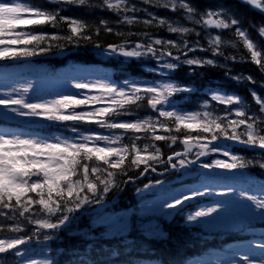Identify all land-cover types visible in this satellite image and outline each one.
<instances>
[{
  "label": "snow or ice",
  "instance_id": "snow-or-ice-1",
  "mask_svg": "<svg viewBox=\"0 0 264 264\" xmlns=\"http://www.w3.org/2000/svg\"><path fill=\"white\" fill-rule=\"evenodd\" d=\"M47 3L56 7L0 0V64L90 45L105 60H152L144 71L154 79H137L122 68L115 79L110 72L70 79V91L50 99H31L33 84L0 93V264H191L194 259L165 261L134 255L129 237L136 232L146 241L166 240L162 221L180 216L190 202L212 196L219 199L189 212L186 225L255 234L254 223L264 224V196L252 194L251 189L264 193V181L257 183L249 170L264 172V75L257 80L233 74L230 65L251 63L264 74V0H236L235 4L209 0L203 7L194 0ZM68 5L102 7L115 14L120 25L165 27L181 38L122 31L101 19L94 40L88 24L61 15ZM153 8L170 12L181 22L162 17ZM257 15L258 23L254 22ZM62 22L68 25L63 36L35 31L49 25L55 29ZM209 29L219 31L213 35ZM225 31L237 38L231 46L238 49L242 44L250 59L242 53L239 57L225 54ZM102 32L124 42L105 45L98 41ZM201 52L211 55H195ZM183 66L189 69V79L176 82L172 74ZM207 66H218L228 80L248 86L250 99L219 85L198 88L194 78L202 75L198 69ZM198 91L207 97L203 110H183L180 101ZM209 100L215 105L210 106ZM140 110L147 113L145 117L119 119ZM12 120L23 123L6 126ZM173 126L176 134L185 133L183 139L171 134ZM193 132L198 134L190 135ZM178 140L183 150L176 149ZM153 141H170L165 145L169 152L165 154ZM236 146L243 151H233ZM249 151L250 158L244 155ZM221 173L248 179L215 187ZM145 178L147 182L138 183ZM129 185H135L139 203L124 211L112 210L109 193L123 192ZM230 204L239 213L230 214ZM85 216L89 223L81 228ZM64 234L76 243L55 249L53 256L59 255L60 260L48 256L53 251L49 242L62 241ZM246 247L249 251L236 252L227 264H264V229Z\"/></svg>",
  "mask_w": 264,
  "mask_h": 264
},
{
  "label": "trees",
  "instance_id": "trees-1",
  "mask_svg": "<svg viewBox=\"0 0 264 264\" xmlns=\"http://www.w3.org/2000/svg\"><path fill=\"white\" fill-rule=\"evenodd\" d=\"M24 2L28 3H40L45 4L46 7H48L50 10L54 9L56 5L48 4L47 0H24ZM135 2H139V0H135ZM194 2L198 6H206L209 3V0H194ZM223 2V0H221ZM230 4H235L236 0H227ZM65 11L61 13L63 16L67 17H75L82 21H84L86 24L90 26V30L92 31L94 40L97 39L95 36V28L99 24V21L101 19H107L110 21V26L112 27H118L122 31L131 30L134 32H143L148 31L152 33L153 35L165 37V38H172V39H180L181 37H178L173 34H169L165 27H151V28H145L142 24H134V25H120L117 23V17L115 14H113L111 11H105L102 7H96V8H87V7H81V6H74V5H68L65 6ZM152 11L158 12L160 16H171L172 18L180 19L176 16H172L170 12H164L163 10L153 8ZM243 14V10L241 12ZM142 15V14H140ZM249 19H253L252 15L249 14ZM260 17L257 15L254 17V22H259ZM184 23L188 25V22ZM102 27V26H101ZM35 31L40 32H46V33H56L58 35H65L68 32V25L66 23H60L57 28H53L52 26H43L42 28H36ZM213 35H215L219 30H212L209 29ZM189 39H195V37H188ZM131 39H136L135 37ZM223 40L227 41V44L223 45V50L226 55H233L236 54L237 57L242 53L244 54L248 59H250V55L247 54V50L243 48L242 44H238V49H234L231 45L233 42L237 40L231 32L225 31L223 33ZM98 41L107 45L109 43H123L124 40L120 37H117L115 35L108 34L106 32H102V34L99 36ZM47 43V41H46ZM51 43L55 44H61L63 41H54ZM82 44L88 45V42L81 41ZM202 43L206 45V41H202ZM58 50H53L52 54L49 55H40L35 56L31 58V62L34 63L37 67H45V73L50 77L58 76L57 69L61 68L65 65L67 61L74 63L78 67H84L89 68L91 70L92 74L97 73H105L110 72L113 75V78H117L121 75L120 69L124 68L126 69V74L130 75L132 77H135L140 80H152L154 79L153 75L144 71L146 67H151L153 65V61L150 59L145 60H125L123 63L121 62L123 58H114L112 60H105L103 57L98 56L96 54L95 49H93L90 45L81 47V48H72L69 51H65L63 53H66L63 58H57L56 54L58 53ZM189 55H193L190 53ZM195 55L200 56H210V53H196ZM222 61V58H218ZM91 67V68H90ZM232 73L233 74H245V75H252L257 80H260L262 78V75L257 71L256 66L251 63L242 62V63H235L230 65ZM189 69L187 66H183L177 71H175L172 74V79L176 82H185L188 78ZM198 72H200L202 75L197 76L194 78V83L198 88H203L209 84L212 85H219L221 89L226 90L228 93H237L241 97L249 98L247 87L244 84H237L234 81L228 80L225 77V70L220 67H212L207 66L203 69H198ZM44 94V95H43ZM41 93V97L43 98H52L54 95L49 93ZM207 99L205 94L203 92H196L192 94L191 99L188 100H181V106L183 110L187 111H201L203 110L201 108V105L204 103V101ZM250 99V98H249ZM210 106H214L215 102H211L209 100ZM146 112L144 110H140L138 112H135L132 116H121L119 119L121 120H135L137 117H145ZM215 114V113H214ZM164 120V118H161ZM166 123H170L168 121H165ZM18 124V123H17ZM7 126V125H6ZM12 127V126H8ZM14 127V126H13ZM85 127H93V126H85ZM56 130V129H52ZM101 131V129H98ZM162 131V130H159ZM171 134L178 135L179 139H183V135L185 133L176 134L173 131ZM198 133H190V135H197ZM143 135V134H141ZM167 135V134H166ZM158 143V146H161L162 151L167 154L169 152V149L165 146L168 142H154ZM141 147H143V144H140ZM177 150H183V147L181 144L178 143L175 145ZM233 151L240 153L242 152V148L239 146H236L233 148ZM244 155L251 157V152H244ZM249 174L254 176L257 180V183L264 181V172H262L260 169H250ZM153 179H156V177L153 175ZM244 179H248L246 177H242L238 180L229 181L230 184H237L241 182ZM147 182V178H145L144 181H140L141 185L143 183ZM191 182V181H189ZM255 189H251L253 191ZM109 200L112 201L111 208L115 211H124L127 209H131L134 206H136L139 201L135 194V185H129L125 188L123 192H118L116 190H113V192L109 193ZM210 202V199H203V200H195L190 202L185 206V211L180 216H175L171 219V221H162V225L164 230L168 234V238L166 240H145L142 236L139 235V233L133 232L129 239L131 241H134L133 245V254L137 255H144L146 257H151L154 259H164L165 261L172 260V259H187V260H193L191 263H194L198 260H202L207 257H213L215 256V253H223L228 254L229 251H227V248H230L233 245L241 244V243H248L250 239L253 238L255 235V238H259L260 230L264 229V224L260 223H254V227L256 229L255 234L249 231H238L237 229H204L202 226L190 224L186 225L184 221V217L189 212H194L198 210L199 208L207 205ZM88 225V219L87 217H82L79 223V226L81 228L87 227ZM201 233L203 235H201ZM177 241L181 243H177ZM187 241V243H184ZM71 243H76V240L73 238H69L67 234L63 235L62 241H54L49 242V247L53 250L52 252H48L47 255L60 260L62 259L59 255L53 256V252L56 248L69 245ZM110 243H118V242H110ZM40 249H37V252H39ZM37 258L43 259L44 257L37 256Z\"/></svg>",
  "mask_w": 264,
  "mask_h": 264
},
{
  "label": "rangeland",
  "instance_id": "rangeland-1",
  "mask_svg": "<svg viewBox=\"0 0 264 264\" xmlns=\"http://www.w3.org/2000/svg\"><path fill=\"white\" fill-rule=\"evenodd\" d=\"M172 19L177 22H181L180 19L177 18H172ZM185 26L187 25L185 24ZM30 61L31 58L12 61L7 64H0V93H3L5 91H10L12 88H23L28 84H33V90L28 94L31 97V99L43 98L41 97V93L42 94L52 93V95L55 96L57 94L70 91L67 84L68 80L73 78H81L89 74H92L91 70H88V68L78 67L74 63L67 61L63 67L57 69L58 76L50 77L45 73L46 70L45 67H41V66L37 67L35 64H33ZM17 123L22 124L23 122L18 120H12L7 123V126L13 127L17 125ZM101 131H106V130L101 129ZM220 177L229 178L228 175L225 173H221ZM214 186L221 188L227 187L221 184L220 178L214 182ZM218 190H224V189H218ZM252 194H256L258 196H264V193H261L258 190L256 192H252ZM208 199L215 202V200L219 199V197L212 196V197H208ZM208 205L209 204H207L206 206ZM228 207L230 214H237L240 211V209L237 208L235 205L230 204ZM88 223H89V219H88ZM193 224L197 225L195 223ZM202 227L204 229H212V230L232 229V228H222L215 225H204ZM246 244L247 243H241L231 246L229 248V250L231 251L230 254L228 255L229 258L225 257V258L206 259L203 261L195 262L193 264H227V262L233 258L236 252L249 251V249L246 247Z\"/></svg>",
  "mask_w": 264,
  "mask_h": 264
},
{
  "label": "bare ground",
  "instance_id": "bare-ground-1",
  "mask_svg": "<svg viewBox=\"0 0 264 264\" xmlns=\"http://www.w3.org/2000/svg\"><path fill=\"white\" fill-rule=\"evenodd\" d=\"M91 68V67H90Z\"/></svg>",
  "mask_w": 264,
  "mask_h": 264
}]
</instances>
